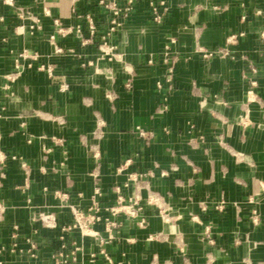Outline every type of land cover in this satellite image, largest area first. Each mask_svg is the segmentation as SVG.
<instances>
[{"label": "crops", "instance_id": "1", "mask_svg": "<svg viewBox=\"0 0 264 264\" xmlns=\"http://www.w3.org/2000/svg\"><path fill=\"white\" fill-rule=\"evenodd\" d=\"M16 1L0 264H264V0H166L160 20L161 0H107L114 30L100 0ZM120 197L143 209L113 213ZM94 201L92 232L65 231Z\"/></svg>", "mask_w": 264, "mask_h": 264}, {"label": "built area", "instance_id": "2", "mask_svg": "<svg viewBox=\"0 0 264 264\" xmlns=\"http://www.w3.org/2000/svg\"><path fill=\"white\" fill-rule=\"evenodd\" d=\"M6 4L10 5L11 7H14L16 9L17 14H19L20 17H23V12L21 11V8L17 5L16 0H4ZM101 3L109 5V7L112 9L114 16L111 19L110 22V30L116 29L119 25H121V9L112 1L107 2V0H100ZM128 8H126L127 10ZM155 9V18L157 20H160L163 13L168 9V6L166 5V0H161V2L154 7ZM258 13H262L261 10H257ZM125 14H128L126 11ZM93 29V28H92ZM61 31L65 32L64 28L60 29ZM262 35L264 36V31L262 32ZM236 35L232 34L228 37V41H235ZM49 72L51 73V68H48ZM254 72H257V69L253 68ZM11 77V76H8ZM252 84H257V80L252 78L251 80ZM108 97H110V94H108ZM141 134L145 135L146 131L141 130ZM4 160V155L0 153V163H2ZM23 167L26 166L25 163L22 164ZM264 194V190H263ZM64 195V194H63ZM66 195V194H65ZM219 209H223L224 205L219 204L217 206ZM100 209V204L98 201H94L93 204L89 207L87 211L81 210L78 208H73V215H74V221L71 225L64 226V230L68 231L72 228H79L82 230L83 233H90L92 232V225L94 222L101 220V216L98 214V210ZM113 213H119V212H126L130 215H137L142 209L143 206L138 202L136 199L135 201H131L130 203H125L122 197L119 198L118 203L116 205H113L109 208ZM50 215H44L42 214V219L45 223H49ZM112 226H115V222L110 221L108 224V229L111 230ZM37 249V244L32 243L29 251L31 256L35 257L36 253L35 250ZM58 264H75L73 262H70L64 258L58 261Z\"/></svg>", "mask_w": 264, "mask_h": 264}]
</instances>
